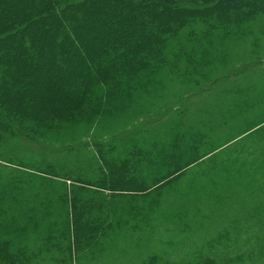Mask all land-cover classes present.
<instances>
[{
    "label": "rangeland",
    "instance_id": "rangeland-1",
    "mask_svg": "<svg viewBox=\"0 0 264 264\" xmlns=\"http://www.w3.org/2000/svg\"><path fill=\"white\" fill-rule=\"evenodd\" d=\"M192 20L168 40L158 91L0 148V244L21 252L0 249V264H264V13L224 30ZM175 142L198 158L155 187ZM104 150L117 167L101 170Z\"/></svg>",
    "mask_w": 264,
    "mask_h": 264
},
{
    "label": "trees",
    "instance_id": "trees-1",
    "mask_svg": "<svg viewBox=\"0 0 264 264\" xmlns=\"http://www.w3.org/2000/svg\"><path fill=\"white\" fill-rule=\"evenodd\" d=\"M261 13L264 0H0V148L17 135L60 138L57 130L77 120L85 105L92 117L104 100L147 83L158 91L153 81L168 40L193 18L208 19L209 30H224ZM53 74L45 90L42 83ZM181 143L172 147L178 162L172 152L163 176L152 180L155 187L198 158L191 145ZM104 152L101 170L109 163L117 167ZM120 163L119 169L131 165L130 159ZM102 181L95 183L106 186ZM1 242L6 258L21 259L13 238Z\"/></svg>",
    "mask_w": 264,
    "mask_h": 264
}]
</instances>
